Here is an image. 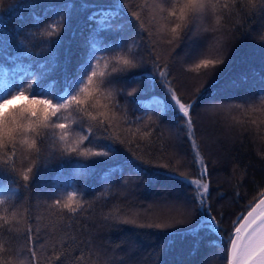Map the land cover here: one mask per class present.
<instances>
[{
  "label": "snow or ice",
  "instance_id": "6c2138e0",
  "mask_svg": "<svg viewBox=\"0 0 264 264\" xmlns=\"http://www.w3.org/2000/svg\"><path fill=\"white\" fill-rule=\"evenodd\" d=\"M246 2L255 6L256 0ZM235 3L172 0L169 4L168 0H152L149 4L143 0L137 4L132 0H107L105 5L95 7V0H63L46 5L48 15L32 17L27 31L17 25L8 32L7 23L13 14L35 8L37 3L16 0L5 10L4 0H0V79L11 84L0 90V205L17 195L20 188L30 189L38 178L46 180L41 169L57 163L51 177L53 190H63L66 195L57 196L49 205L56 220L45 230L54 249L48 264H64L69 258L62 241L60 248L56 247L57 235L73 227L66 220L74 221L78 213H83L86 201L78 185L87 184L101 172L107 175L118 171L123 175L125 170L141 179L146 177L144 183L186 185L191 192L188 198L177 195L166 201L174 210L169 218H117L111 226L156 230L164 239L163 249L169 250L177 237L190 235V256L195 264H212L214 247L225 244L221 236L223 213L213 215L209 203L211 173L197 141V117L202 108L223 111L226 101L240 94L243 103L236 108L254 104L259 96V109L264 111V69L251 73L238 70L230 42L221 37H215L210 45L200 42L198 20L209 13L215 15L217 6L222 15ZM10 10L11 14L4 15ZM80 15L85 20L83 38L66 42ZM216 23L218 27L203 31H221L219 16ZM144 33L149 38L147 58L136 41L137 36L143 40ZM37 36L41 38V52H33L24 42ZM126 41H130L127 47ZM186 41L189 49L181 56L178 49ZM257 43L264 47V36ZM161 48L167 49L166 56L160 54ZM23 65L30 67L17 71ZM189 74L196 83L189 85L182 79ZM129 103L135 106L133 114L137 110L144 113L135 118L145 129L141 138H150V130L159 128L164 119L176 121L179 131L167 163L157 162L150 151L138 154L139 146L136 150L131 147L136 140L115 131ZM63 113H68L71 120ZM140 132V128L127 130L133 138ZM185 143L188 152L184 151ZM18 152L24 153L26 164ZM189 155L195 175L184 170ZM16 216L15 212L11 214L13 220ZM0 220L9 222L7 216H0ZM40 231L39 223L35 229L31 224L26 229L25 239L32 245L28 248L30 264H41L35 250ZM201 233L214 234L219 243L216 239L205 243ZM71 243H76L75 239ZM226 244V264H264V192L248 206L246 214L233 221Z\"/></svg>",
  "mask_w": 264,
  "mask_h": 264
},
{
  "label": "trees",
  "instance_id": "16d2710c",
  "mask_svg": "<svg viewBox=\"0 0 264 264\" xmlns=\"http://www.w3.org/2000/svg\"><path fill=\"white\" fill-rule=\"evenodd\" d=\"M15 2L16 0H4L2 7L7 10L9 5ZM62 2L63 0H36L37 7L17 10L8 20L7 31L13 32L17 25L27 31L32 17L48 15L45 11L46 5ZM132 2L142 4L143 0H132ZM148 2L150 4L152 0ZM171 2L172 0H168L169 4ZM106 3L107 0H95V7ZM9 14L11 10L9 13L6 11L4 13V15ZM218 16L220 25L223 26L222 30L215 33L204 32L203 29L218 27L216 23ZM197 23L201 29V43L210 45L215 37L230 42L231 52L236 54L235 64L238 70L251 73L264 69V47L257 43V39L264 36V0H256L255 6L249 5L246 0H236L235 5L230 10H224L222 15L217 6L215 15L209 13L201 17ZM84 27L83 15L77 16L72 31L66 36V42L82 39L81 29ZM21 39H24L23 34ZM148 39L147 33L143 34V40L139 36L136 37L137 44L140 50L145 52L146 58ZM24 42L33 52H41L39 36L35 39H25ZM128 43L130 41L125 42V47ZM188 49L189 42L186 41L178 51L183 56ZM160 54L166 56L167 49L161 48ZM26 67L30 65H23V68H18L17 71L26 70ZM100 70H103V66ZM190 76L191 74L183 76L182 79L188 80L189 85L196 83L197 81ZM10 86V81L0 79V90ZM159 90L157 87L156 91ZM242 95L227 100L223 111L212 109L205 111L202 108L197 117V141L208 161L211 173L209 203L213 215L223 213L221 236L225 244L223 247H214L212 264H226L223 256L233 221L246 214L248 206L259 199V194L264 192V111L259 109V96L255 98L254 104L236 108V104L243 103ZM134 107L129 103L126 114L121 112V117L127 122L121 119L120 128L115 131L123 132L128 140L135 139L136 143L131 144V147L136 150L138 145V154L143 155L150 151L157 162L167 163L173 155L174 150L171 145L175 143L179 131L176 121L171 117L164 119L159 128L150 130L153 132L150 138H141L145 129L142 123L135 122V118L144 113L137 110L133 114ZM62 115L69 116L68 113ZM137 128H140L141 132L135 138L128 135V129L135 132ZM184 151L188 152L187 143L184 144ZM17 154L26 164L24 153ZM56 170V162L51 163L48 168L41 169V175L47 177L46 180L38 178L30 189L20 188L17 195L0 205V216L9 218L8 223L0 220V245H3L0 261L4 264H30L28 248L32 245L26 241L25 233L29 224L35 229L38 223L41 231L35 243V250L41 264H48V257L54 249L53 241L45 230L56 220L49 205L57 196L66 195L63 190H53L51 177L55 175ZM184 170L196 174L190 155ZM145 179L146 177L141 179L128 170H125L123 175L118 171L107 175L101 172L87 184L81 182L78 185L86 201L83 213H78L74 221L66 220L65 223L73 227L69 228L67 233L62 232L57 235L56 247L60 248V241L68 247L69 258L64 264H158V261L162 264H195V258L190 256V243L193 240L190 235L177 237L175 244L169 250L163 249L164 239L156 230L138 229L123 224L117 227L111 226L117 218L153 220L169 218L174 214V210L166 201L177 195L181 198L190 196L191 190L186 185L183 188L177 184L153 185L151 181L144 183ZM13 212L17 214L15 220L11 218ZM37 217L42 219L38 221ZM105 217L108 219L105 220ZM201 235L205 238V243L212 239H216L219 243V238L214 234L201 233ZM72 239H75L76 243L72 244ZM81 241H91V243L84 244ZM77 257L82 259L77 260Z\"/></svg>",
  "mask_w": 264,
  "mask_h": 264
}]
</instances>
